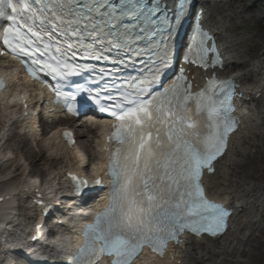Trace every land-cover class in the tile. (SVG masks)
<instances>
[{"label":"snow or ice","instance_id":"snow-or-ice-1","mask_svg":"<svg viewBox=\"0 0 264 264\" xmlns=\"http://www.w3.org/2000/svg\"><path fill=\"white\" fill-rule=\"evenodd\" d=\"M188 9L189 0H177L171 17L166 0H0V20L10 22L4 27L6 50L22 63L39 53L28 64L33 77L46 70L66 78L78 74L77 69L94 70L76 63L78 59L107 61L106 53L115 52L127 59L113 63L128 64L143 55L141 42L152 45L158 35L160 43L170 40ZM209 39L198 29L189 46L195 53L193 62L204 67L208 52L216 51L214 44L207 47ZM152 63L150 75L134 78L119 99L77 89V94L84 93V106L90 102L105 112L111 109L117 123L110 139L118 147L109 163V203L85 229L74 264H95L103 255L113 257L111 264H131L146 245L163 255L167 242H179L185 229L216 236L226 228L228 210L205 197L200 181L204 169L215 170L213 161L224 153L236 129L231 115L234 84L213 77L205 90L192 93L191 84L183 86L186 78L181 72L175 83L146 99L168 66L166 57L160 66ZM100 72L109 74L103 68ZM77 94L66 97L56 89L57 100L75 103ZM102 99L116 102L106 106ZM77 185L79 192L86 182Z\"/></svg>","mask_w":264,"mask_h":264},{"label":"bare ground","instance_id":"bare-ground-1","mask_svg":"<svg viewBox=\"0 0 264 264\" xmlns=\"http://www.w3.org/2000/svg\"><path fill=\"white\" fill-rule=\"evenodd\" d=\"M259 1L256 0V4ZM251 2L253 1L213 0L206 19V23L218 34L220 45L227 54L226 59L236 67L232 74L244 90L243 101L239 102L241 130L232 137L230 148L218 161L216 172L205 178L210 196L233 204L236 214L232 218L230 230L224 236L217 239H186L185 247L174 252L175 261L181 260V264H250V259L247 261L241 257H247L255 247L254 229L262 230L264 225V50L259 41L264 35V29L258 34L248 35L247 26L251 21L254 18L256 23L262 21L259 16L249 13ZM194 74L195 81L200 83L196 70ZM22 82L26 83L25 80ZM24 83L22 88L27 92L32 89L33 92L35 88ZM259 94L262 96L258 97ZM6 108L5 105L3 109ZM74 130L78 137L77 144L84 142L90 148L91 141H84L83 138L94 132L91 127L85 126L81 130L77 125ZM57 139L54 136L52 142L55 143ZM64 149L67 151L66 146ZM18 150L27 162L24 170L28 169L29 173L45 171L43 166L50 159L43 148L29 150V146L20 141ZM11 161L9 167L15 162V157ZM21 166L17 164L14 172L5 177L0 185L19 176L17 171ZM7 205V201H4L0 205V212L5 211ZM243 231L245 234L242 236ZM144 264L176 262L167 258L160 260L149 257Z\"/></svg>","mask_w":264,"mask_h":264},{"label":"rangeland","instance_id":"rangeland-1","mask_svg":"<svg viewBox=\"0 0 264 264\" xmlns=\"http://www.w3.org/2000/svg\"><path fill=\"white\" fill-rule=\"evenodd\" d=\"M252 4H250L251 10L249 13H254V15L259 16L262 18V21L259 23L255 22V18L251 23L247 26L248 29V35H254L258 34L264 29V0H260L256 4V0H252ZM259 41L261 42V49L264 50V35L259 38ZM50 127H42L44 129V132L47 131ZM18 126L12 130H5L2 133L6 134L8 136L7 146L13 151L14 155H17L16 162L10 166L6 172L9 173V171H12L13 168L16 167L17 163H23L26 164V161L23 157V154L19 152L18 145L20 141H24L27 146H29V150L37 151L39 148H45L48 149V141L47 138H42L40 141H32L28 142V140L24 137V135H21L17 130ZM85 141V138H83ZM79 150L81 153H84L86 156V160L91 161L93 158V152L85 145L84 142L80 144ZM48 154V155H47ZM46 154L47 158L50 159V161H46L47 163L44 164L42 172H30L29 174L35 176H39L40 178L47 179L50 175L56 174L58 169L61 167H64L65 165L71 164V159L69 156H66V154L62 151L61 146L56 145L52 152ZM16 164V165H15ZM18 173L22 172V167L17 171ZM5 173V172H4ZM25 179H23L20 175L16 176L10 180H8L6 183H3L0 185V192L4 189L10 188V187H16L18 185H22L24 183ZM254 244L255 247L252 248V251L249 252L248 256L244 259H247V261L250 259V264H264V225L262 230H254Z\"/></svg>","mask_w":264,"mask_h":264}]
</instances>
